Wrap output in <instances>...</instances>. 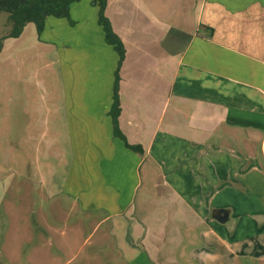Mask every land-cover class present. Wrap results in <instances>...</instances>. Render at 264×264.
Wrapping results in <instances>:
<instances>
[{"label":"crops","instance_id":"1","mask_svg":"<svg viewBox=\"0 0 264 264\" xmlns=\"http://www.w3.org/2000/svg\"><path fill=\"white\" fill-rule=\"evenodd\" d=\"M188 2L195 3L194 12L183 7L181 21L172 24L169 0H107L105 14L125 48L118 125L142 153L113 134L109 110L118 54L105 41L91 0L70 5L72 24L48 15L40 33L29 22L17 37L2 36L0 56L16 66L13 44L33 24L36 34L21 43L52 47L61 83L58 92H45L42 113L23 105L15 121L14 104L2 128L15 125L16 136L40 154L47 147L52 154L62 131L73 155L63 192L80 202L74 211L82 217L99 212L97 225L110 220L112 226H123L119 218L128 212L130 225L141 229L143 264L173 263L174 253L159 257L171 249L167 235L175 244L188 242L192 264H203L204 252L224 261L246 254L242 240L249 256L264 260V226L237 234L241 218L254 224L262 213L235 214L231 202L236 191L258 186L264 193V161L248 153L264 142L258 135L264 129V0ZM139 193L149 205L145 218L136 215L143 211L136 207ZM205 264L216 263L208 258Z\"/></svg>","mask_w":264,"mask_h":264},{"label":"rangeland","instance_id":"2","mask_svg":"<svg viewBox=\"0 0 264 264\" xmlns=\"http://www.w3.org/2000/svg\"><path fill=\"white\" fill-rule=\"evenodd\" d=\"M188 1L169 0V22L177 24L181 21L179 16L183 7L189 9L191 6ZM191 7L194 12V2ZM154 26L156 27V24ZM9 29L7 13L0 11V38L7 34ZM35 34L34 25L30 24L25 28L18 44H13L12 60L16 61V66L3 62L2 58H6V54L0 56V168L3 170L0 175L4 178H0V264H143L145 262L140 250L143 246L138 247L140 243L137 237L141 229L130 225L134 220H131L128 212L125 214L127 219L125 215L119 218L122 219L123 226H112L110 220L97 225L99 212L82 217L83 214L76 213L80 202L63 192L67 181V168L73 155L69 152L70 145H66L67 139L62 131L56 136L58 143L56 147H52V154L48 153L47 147L42 150V155L38 146L32 142L25 143L24 139L22 141V138L16 136L15 125L11 130L10 125L6 130L5 127L2 128L9 124L14 104L16 121V109L23 105L30 108L32 104L42 113L44 102L49 101L45 92L61 90L58 64L50 61L51 54L56 55V51L39 42L33 46L21 43V40L27 43L29 36ZM18 76L21 82L18 81ZM33 132L36 133L35 130ZM258 135L263 137L264 129L259 131ZM10 140L13 145L8 144ZM250 146L248 153L264 161L261 147ZM57 149L60 151V157L57 156ZM61 151H65L66 156L61 154ZM63 157H66L65 160ZM2 180L7 186L6 192L4 190L5 193L1 194ZM255 188L257 189L236 191L231 195L234 213L256 208L255 211L264 215V193L261 187ZM142 200L143 197L139 193L136 207L137 210H143L136 212L139 218V212L144 218L148 215L145 209H149V205L143 204ZM262 214L255 215L254 224L249 223L247 218H241L242 224L239 225L237 234L245 230L253 233L262 228ZM130 231H133V236L128 235ZM231 233L232 230L229 231V234ZM130 237L136 242L137 249L129 245ZM167 238L170 242L166 241L164 244L171 249L160 251L159 257L164 252L174 253L175 260L171 264H192L188 257V242H184L186 246H183L182 243H173L169 235ZM242 245L246 254H236L235 257H228V260L224 261L221 255L209 257L204 252L202 263L205 264L210 258L216 264H264V260L247 254V243L244 240ZM136 255L139 256L138 259Z\"/></svg>","mask_w":264,"mask_h":264},{"label":"trees","instance_id":"3","mask_svg":"<svg viewBox=\"0 0 264 264\" xmlns=\"http://www.w3.org/2000/svg\"><path fill=\"white\" fill-rule=\"evenodd\" d=\"M79 0H0V11L7 13L10 22V29L5 37H17L23 27L29 23H34L38 33L41 32L44 26V19L51 15L58 18H66L71 24L69 8L73 2ZM93 5H97V21L104 31V38L108 44H111L118 54L117 67L114 72L112 104L109 114L112 120V129L114 136L123 140L124 145L135 151L142 153V147L138 144H131L127 141L124 134L121 132L118 125V117L121 111L119 98V68L125 56L124 44L119 35L113 30L110 20L105 14L107 0H91ZM0 38V50L2 46Z\"/></svg>","mask_w":264,"mask_h":264},{"label":"water","instance_id":"4","mask_svg":"<svg viewBox=\"0 0 264 264\" xmlns=\"http://www.w3.org/2000/svg\"><path fill=\"white\" fill-rule=\"evenodd\" d=\"M262 150H263V153H264V142H263V145H262ZM218 219L222 220L223 218L220 216Z\"/></svg>","mask_w":264,"mask_h":264}]
</instances>
